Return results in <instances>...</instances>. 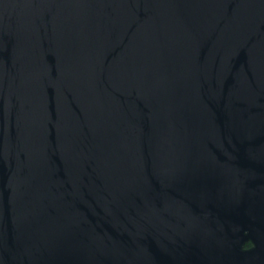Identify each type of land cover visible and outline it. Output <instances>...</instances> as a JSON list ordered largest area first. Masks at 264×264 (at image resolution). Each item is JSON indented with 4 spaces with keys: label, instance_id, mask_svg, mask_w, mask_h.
Segmentation results:
<instances>
[{
    "label": "water",
    "instance_id": "water-1",
    "mask_svg": "<svg viewBox=\"0 0 264 264\" xmlns=\"http://www.w3.org/2000/svg\"><path fill=\"white\" fill-rule=\"evenodd\" d=\"M0 264H264V0H0Z\"/></svg>",
    "mask_w": 264,
    "mask_h": 264
},
{
    "label": "flooded vegetation",
    "instance_id": "flooded-vegetation-1",
    "mask_svg": "<svg viewBox=\"0 0 264 264\" xmlns=\"http://www.w3.org/2000/svg\"><path fill=\"white\" fill-rule=\"evenodd\" d=\"M245 247H248V246H245Z\"/></svg>",
    "mask_w": 264,
    "mask_h": 264
},
{
    "label": "trees",
    "instance_id": "trees-1",
    "mask_svg": "<svg viewBox=\"0 0 264 264\" xmlns=\"http://www.w3.org/2000/svg\"><path fill=\"white\" fill-rule=\"evenodd\" d=\"M246 246H248V245H246Z\"/></svg>",
    "mask_w": 264,
    "mask_h": 264
}]
</instances>
